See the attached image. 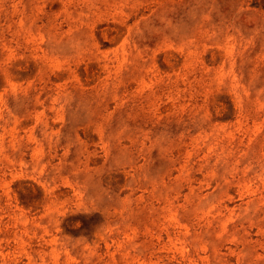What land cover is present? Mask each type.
Listing matches in <instances>:
<instances>
[{
  "label": "rangeland",
  "instance_id": "obj_1",
  "mask_svg": "<svg viewBox=\"0 0 264 264\" xmlns=\"http://www.w3.org/2000/svg\"><path fill=\"white\" fill-rule=\"evenodd\" d=\"M0 264H264V0H0Z\"/></svg>",
  "mask_w": 264,
  "mask_h": 264
}]
</instances>
